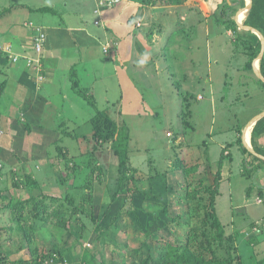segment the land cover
<instances>
[{
	"label": "rangeland",
	"instance_id": "1",
	"mask_svg": "<svg viewBox=\"0 0 264 264\" xmlns=\"http://www.w3.org/2000/svg\"><path fill=\"white\" fill-rule=\"evenodd\" d=\"M37 1L0 0V20L9 12L7 9L15 7V9L19 8L18 10L36 26H41L42 28H47V25L58 24L57 26L59 27L81 28L93 34L95 32H101L102 34L103 30L108 28L106 32L116 38L118 44L125 45L128 50L131 48V51L133 50L132 53L138 55V57L129 59L133 60L132 62L137 63V65L127 68V71L140 73L138 76L135 75L140 90L135 88L131 74L128 75L132 83H128L127 86V99L130 96L131 103L127 104L126 107L125 103L119 107L115 100H111L110 104L102 105L105 100L96 92L97 102L95 103L96 108L94 107L96 110H105L110 113L118 128H122L125 125L130 128L128 162L137 172L138 184L135 186L129 182L121 183V185L117 183L119 178L118 159L113 154L110 140H106L101 144V147L97 148V155L103 161H107L106 167L104 162L101 163L102 176L96 178L92 174L83 173L79 178L80 182L76 181L75 177L77 176L64 178L60 183L56 182V179L62 178V172L66 173L65 164L67 161L62 167L61 161L51 158L53 151L51 152L49 148L51 147L49 146L50 140L57 139L66 133H70L73 138L64 137L63 143L69 142L71 144L77 140V143L82 145L81 142L85 143L88 138L91 139V127L87 119L96 110L88 104L90 99L87 94L85 95L84 93L83 97H80L78 93L89 85H95V88L98 89L100 84L102 85V79L111 77L115 62L113 64L108 55L114 52L113 42H109L112 46L109 52H104L101 46L96 45L88 54L81 53L80 56L74 57L75 70L70 75V80L69 78L66 79L68 82L65 84L67 89H63L62 85L56 82L52 86H43L40 90H36L33 82H31L29 88L17 98L15 89L12 87L9 91V86H7L4 92H0V132L2 133V139H0V160L5 162L8 170L9 168L21 169L26 164L31 170V174L35 177L37 176L39 180H37L38 186L31 191L25 186L22 189H14L11 186L12 174H8V178L0 181V252L4 259L3 263L17 264V261L23 260L29 264H37L44 260L43 264H52V261L46 260V257H52L55 251L61 253L64 264H101L102 260L109 263L108 257L111 254V250L116 251L113 255H117L119 251L115 247L114 242L118 245L126 244L129 249H133L139 245L140 241L146 238L148 232L151 233L150 241L154 242V232L168 222V217L163 221L150 223L148 216H151L152 213L148 214V211L144 212L142 209L147 207L149 203H154V197L157 195L159 184H154V176L173 171L177 162L183 164L188 170L186 179L192 183L193 190L197 193L195 200L200 202V204L192 202L190 205L189 214L195 225L198 220L197 215L201 212V206L209 201L217 172L216 168H214L216 164L212 166V169L205 166L204 153H201L199 146L210 135V131L208 130L209 132H207L206 127L202 123L212 117L213 106L209 105L208 115L206 114L201 124H198L194 131L187 132L185 123L180 121V119L178 121H175V119L178 116L186 117V112L188 113L189 110L192 111V109L196 108V101L202 100V94L192 95L191 91L184 88L186 85L184 79L177 81L174 75H170L171 73L167 74L166 70H163V74L158 77L154 73V52L155 50L159 54L165 52L166 47V54L169 50L170 55H172L169 58H172V63L176 67V76L184 77L186 80L188 77L200 79L202 73L199 70L190 69V65L186 62L185 67L188 65L186 68L181 65L184 61L189 62L188 52L183 50L182 47L178 48V45L170 47L169 44L174 37L214 38L212 39L213 42L211 40L210 49H206L208 53L205 56V64L213 68L208 72L205 65V70L208 73L205 76L208 77L206 80L204 79L206 91L203 93H206V100H210V94L213 93L215 89L213 85L215 84H221L223 89L224 87L227 89L228 85L233 83L237 88L240 85L246 86L247 91L237 96L236 100L238 101L243 96L242 94H246L248 91L251 95L247 96V100L240 105H236V102L234 108L237 112V117L227 121L235 127L238 123L243 124V121L239 122V118L249 119L250 116L255 114L263 100L261 86L254 83L256 82L254 74L245 70V65L252 54L249 46L250 41L246 37H238L241 33H243V36L252 33L241 27L244 26L245 17L249 12L245 11L243 13L245 7H247L246 5L249 4L248 0H245L244 9H240L233 16L237 32L232 29H226V25L216 21L222 9L223 0H205L203 4L206 5V19L204 20L200 16L203 21L201 24L203 29L197 27L196 32H193V25L188 26L186 24L187 29L185 26L182 27L180 25L182 21L176 15L178 11H172L171 14L159 15L155 18L153 14H150L149 18L141 19L140 27L131 29V25H129L130 34L122 27L123 18L115 22L116 27L105 25L106 18H110L109 20L117 18L126 9L128 4L126 5L125 2L120 5L118 3L109 10H102L101 19H103V23L100 19H95V21L92 18L86 23H80L78 21L79 18L73 15L74 10L69 7L73 3L72 0H48L62 8V11L59 12L64 17L58 18L54 23L50 22V19L42 18L39 15L42 12H39V9L36 8L34 10V7L37 6ZM75 1L85 11H90L93 8L92 1ZM162 1L164 3L180 4V0ZM227 1L230 2L231 0ZM143 2L153 3L154 0H143ZM182 2L184 4L186 0ZM190 5L195 7L194 0L190 1ZM74 6L79 10L76 3H74ZM191 9L189 10L190 13L191 11H196L194 8ZM152 12L154 13V11ZM214 13L217 14L215 16L216 19ZM181 16L188 19L191 18L187 10L182 11ZM237 18L238 21L236 20ZM130 19H132L131 23L134 24L137 21L135 15L131 16ZM153 20L155 24L152 29L149 28V25ZM96 22H98L97 25ZM156 26L160 30L156 31ZM181 28L186 30L187 34H179ZM150 29H152L151 33ZM160 32H162L161 34L164 33V35L156 39V47H154V34H159ZM149 33L150 35H148ZM252 34L256 35L255 33ZM138 37L140 39L143 37V40L139 42ZM240 39L244 40L243 44H237ZM198 41L196 45L201 43L200 40ZM173 48L176 50L172 51ZM204 49H201V54ZM190 55L192 56L190 61L192 60L193 62L195 54ZM258 56L253 63L260 62ZM215 57L221 62L219 67H222V63L225 61H229L233 65V58L238 60L241 67L240 71L227 68L226 71L219 72L220 70L214 65ZM263 57L264 53H262ZM159 58L161 59V64L165 65L166 58L164 55L161 54ZM2 63H4V56L0 53L1 68L3 67ZM22 63L20 62L17 66L9 65L8 70L7 68L0 69V83L4 78L8 77V73L12 69L19 67ZM5 69L6 71H3ZM83 70L89 74L87 75ZM141 70L148 77L150 83L140 77L142 75ZM24 73L28 76L26 72ZM36 74L34 73L33 77ZM166 79L172 81V85L175 87L171 89ZM155 82H158L159 85L154 86ZM177 82H179L183 90H177ZM174 89H176V92H172ZM234 90L236 92L239 91L235 87ZM141 94L145 101L139 100ZM184 94H190L188 99L191 104L187 105V111H185L186 109L182 110L180 104L182 100L178 99L181 98L178 96H183ZM64 96H67V98H64ZM69 105L74 112L73 115L70 113V119L68 118ZM105 108H108L109 111ZM119 108L120 112L117 110ZM139 116L142 118L136 119ZM212 120L213 118L209 121V127L214 128ZM188 125L190 126L189 122ZM25 126L38 130H34L35 133L28 134ZM249 127L251 129L253 123ZM54 129L57 132H54ZM209 139L211 138L209 137ZM257 140L264 142V137H259ZM46 142L48 143L46 144ZM62 146V148L68 147ZM42 149L44 153L41 155L45 159H40V161L39 159L35 161L29 159L31 154L25 155L28 153L26 150L39 152ZM241 149L242 152L237 155L235 168L229 172L223 169L221 174L222 183L220 184L219 194L216 197V208L220 219L225 218L222 221L228 223V226L225 229L223 228L225 239L223 244L213 240L216 245L213 258L218 260L220 264H231L233 262L231 257L233 255L236 256L235 251L237 248L235 246L241 245L239 251L237 250L241 255H239V261H235L236 263L233 264H254V260L248 263L247 259L249 256H253L256 260L260 259L255 264H264V218H262L264 217V198L257 194L260 190L259 187L262 188L264 193V166L262 167L263 170L261 169L258 172V176L256 175L257 169L251 167L257 176L256 184H254L253 179L247 180L243 178L250 171L244 164V159L246 161L247 158L249 160L252 158L244 153L242 146ZM214 153L215 150L211 151V158L216 161L217 154ZM74 155L69 152L70 159ZM223 157L225 159L226 155L224 154ZM259 159L262 160L261 158ZM74 162H77L76 158ZM36 167L41 168L36 170ZM181 180L182 178L174 173L166 178V182L170 187L169 195L171 194V198L180 193ZM246 180L249 183L248 186H246ZM250 185L251 187H249ZM130 188L136 189L138 192H146L147 194H132V191H129ZM247 192L251 193L252 196L250 198L246 197ZM62 194L64 196H61ZM67 195L70 196L69 199L71 201L64 199ZM50 196L53 198H49ZM57 198H61V200L57 201ZM260 200L262 202L259 204L257 201ZM17 203H20V206L16 205ZM231 205H233L232 209ZM169 206L168 211L172 216L174 213H179L181 209L180 204L170 203ZM73 211H76L77 214H73ZM54 214L57 216H53ZM35 215H40L44 222L35 219ZM229 219L231 222H229ZM198 222L199 220L196 224ZM112 225L117 229L115 231L117 234L115 240L111 242L105 234ZM206 230L211 236L216 233L212 227H208ZM97 238H102V240L98 241ZM110 243L112 244L111 246L109 245ZM232 249L234 250L233 254ZM115 260L118 261V259ZM124 263L137 264L135 263V257L125 258Z\"/></svg>",
	"mask_w": 264,
	"mask_h": 264
},
{
	"label": "trees",
	"instance_id": "2",
	"mask_svg": "<svg viewBox=\"0 0 264 264\" xmlns=\"http://www.w3.org/2000/svg\"><path fill=\"white\" fill-rule=\"evenodd\" d=\"M172 1H177V0H172ZM244 7H245V0H231L230 2L227 0L225 1L223 0V5H221V8H222L221 11L219 12L218 16L216 13H214V17L217 16V19L215 17L216 21L221 24L226 25V29H232L234 32H237L238 30H237V27H235L236 22L233 16L237 12H239L240 9H244ZM44 10L45 9H41L39 10V12H45ZM31 24H26L25 27L33 26L35 30V34H34V30L32 31V33L35 35L34 36L35 38H33L30 43L31 51L33 52V54H35V57H25V56L17 57L16 55L12 54L10 47H7L4 50V53H5L4 55L6 57L5 58L6 64L8 63L16 64L20 61H24L27 63L26 59H31L30 64L33 63V67L38 68V70L33 68L34 70H36L37 74L35 75V77H33L32 82L33 84H35L36 90H39L40 86L48 82L47 73L43 69V64H42V59H41L43 55V50H44L43 49L44 40L41 37H44V36L42 35L43 32L39 30L40 28L36 26L34 27V25H31ZM244 26L257 30L264 38V0H251V8L245 17ZM148 35H150V33ZM238 37L239 38L246 37L250 41L249 46L251 47L252 54L249 56V61L245 65V70L252 71V63L257 58L260 52V48H261L260 40L258 39L256 35L252 33H248L247 36H243V33H241ZM39 41H42V48L40 52H37L36 44ZM243 42L244 40L240 39V41H238L237 44L239 43L243 44ZM166 49L167 48L165 47V52H162L159 55L163 54L166 59L171 60L172 58H169V56H172V55H170L169 50L167 51V54H166ZM7 50L10 51V55L12 57L14 56L13 58H10V55L7 52ZM103 51L106 52L107 50L103 48ZM157 59L158 57L154 56V61H155L154 62V73H156L155 65H156ZM35 61L36 63H34ZM135 65H137V63H134V62L127 63L126 70L130 66H135ZM171 70H172V63H171ZM141 72H142V75L140 77L144 81L149 82L148 77L143 73L142 70ZM127 73H128L127 76L131 74L132 80L134 81L133 84L135 88H138L140 90L138 81L136 80L137 78L135 77V75L138 76L140 73H135L134 71H130V70H128ZM166 73L167 74L171 73L169 65L167 66ZM260 73L264 77V57L260 60ZM170 75H173V74L171 73ZM128 79H129L128 81L132 83L130 76L128 77ZM158 82H155L154 86L159 85ZM256 82L264 90V83L259 79H257ZM4 84L5 82L0 83V92H4V89H5ZM114 87L117 89V91H119L120 87L118 84L115 83ZM176 88L177 90L179 89L183 90L179 82H177ZM83 94L84 93H78V96L83 97ZM183 96H178V97H181L178 99L182 100L180 102L182 110L184 111L186 109L185 111H187V108H186L187 105L191 104L190 100L188 99L190 98V94H187V95L184 94ZM88 98L90 99L88 104L94 109L95 103L93 104V99H91L90 97ZM121 98L122 96H119L116 98L111 96V98L105 101L102 105L110 104L111 100H115L118 105ZM140 99L141 101H145L142 94L139 100ZM130 103H131V100L129 96L127 99V104H130ZM204 103L206 104V102ZM105 109L109 111L108 108H105ZM117 110L119 111V109ZM191 112H193V110L192 111L189 110L188 113L186 112L187 115L184 114L186 117L178 116L177 119H175V121H178L180 119V121L185 123L187 132L194 131L195 128L198 126V124L200 125L201 121L205 119V118L194 119L192 118L193 113ZM70 113L71 115L74 114L71 106L69 105V110H68L69 119H70ZM92 114L93 115L87 119V122L90 124L92 134L90 133L91 139L88 138V140L85 141L86 144L84 142H81L82 145H80L79 143H77V140L75 143H71V144L69 142L63 143L64 137L73 138L70 133L63 134L59 138L54 139V140L52 139L49 141V146H51L49 147L50 151L51 152L53 151V156L51 158L56 159L57 161H61L62 167H63V164H65V162L67 161L65 164V169L67 170L65 171L66 173L64 174L62 172V175H63L62 178L56 179V182L60 183L62 179L72 177V176L73 177L77 176L75 177L76 181H79V178L83 173L87 175L92 174L96 178L97 177L99 178L100 176H102V171L100 169V166H102L101 163L104 162L105 167H106L107 161L106 160L103 161L97 155V148L101 147L102 146L101 144L105 142L106 140H110L111 149L113 151V154L118 159L119 178L117 179V183L121 185V183L129 182L136 186L138 184V180L136 177L137 172L128 162V159H129L128 143H129V138H130V128L127 127V125H125L122 128H118L117 123L112 119V115L105 110L103 111L96 110ZM214 116L215 115L212 114V117L209 118L208 121L204 120V122L202 123L204 124V127H207V130H206L207 132L210 131V133L212 132L213 135L219 134L218 132H225L226 135L229 136L231 135V131H233V132H238L242 135V130L244 126L242 123H240L239 125L235 127L234 125H231L227 121L220 120ZM141 118L142 117L139 116L136 119H141ZM212 118H213L212 126H214V128L209 127V121ZM188 122L190 123V126L188 125ZM25 129L28 130L27 131L28 134L35 133L34 130H38L36 128H31L30 126H25ZM53 131L57 132L55 129ZM0 134L2 136L1 132ZM241 135L239 139L236 140V143H238L239 145H242ZM262 136L264 137V117L256 122L251 132V144H252V147L254 148V151L257 154L264 156V146L260 145L261 146L260 147L257 145V141H258L257 138L262 137ZM44 142H45V139H44ZM47 143L48 142H46V144ZM62 145L68 146L70 149L68 147L62 148L63 147ZM199 146L202 150V153H204L205 166L208 167L209 169H212V166L216 164L214 168H216V171H217L216 177L214 180V187L211 190L209 201L206 202L203 206H201V212L199 215H197V219L199 220V222L196 224V222L198 221L197 220L194 225L192 217L189 214L190 205L192 202L200 204L199 201L197 202L195 200L197 193L195 190H193L194 188L192 187V183H190L189 180L186 179L188 176V170L184 167L183 164H181L180 162H177V164L174 165L175 168L173 169V171H170L165 174H158L154 176V184H159L157 195L154 197V203H149L147 207L142 209V211L144 212L148 211V214L152 213L151 216H148V219L150 218V223L157 222V221H163L168 217V222L164 223L162 228H159L154 232L155 233L154 242L150 241L151 239L150 232H148L146 234V238L140 241L139 245L133 249H129L126 244L118 245L116 242H114L115 247L119 249L117 255H113L116 253V251L111 250V254L108 257V261L110 260L109 263H106L104 260H102L101 264H125L124 260L125 258H128V257H135V263L137 264H220L218 260L213 258V255L216 251V245L213 243V240L219 241L220 244H223L225 242V239L223 236L224 235L223 228L224 229L227 228L228 223H225L224 221H222L225 218L221 220L219 217V214L216 208V197L219 194L220 184L222 183L221 174L224 169L223 166L225 164V161L230 159V155L225 154L226 158L224 159L223 157L224 150H223L219 154H217L216 161H213L211 158V153H209V149L207 148L208 140L202 141L199 144ZM243 149H244V153H246L250 158H252L251 161L256 162L257 170L260 171L262 167L264 166V161L248 153L244 147ZM69 152H72L73 155L75 154L74 157L77 159L76 163L74 162L75 160L74 157L71 159L69 158ZM42 153H44L43 149L29 156V158L34 161L39 159L40 161V159H45V157L41 155ZM39 155H41V157H39ZM58 158H61V159H58ZM246 160H249V159L247 158ZM245 162L246 161L244 159V163ZM24 165L25 167L24 168L21 167V169H16V168L12 169L8 167L9 168L8 170L7 167L5 166V162L0 160V181L8 178L9 176L8 174H12L11 175V181H12L11 186L14 189L15 188L22 189L25 186L30 191L34 190V188L38 186L37 180L39 179L37 176L35 177L33 174H31L32 172L27 167L26 164ZM40 168L41 167L39 168L36 167V170H39ZM90 169H91V172H90ZM62 171H63V168H62ZM172 173H174L175 175L178 174L182 178L181 180L182 183L180 186L181 188L180 193H178L177 195H174V197L171 198L170 197L171 194L169 195L170 187L166 182V178ZM246 176L250 177L249 179H251L252 177L254 184H256L255 180L257 179V176L255 175L254 171H248L246 173ZM23 179H24V182H23ZM259 188L260 190L258 191L257 194L258 196H261L264 198L263 190L261 187ZM129 191H132L131 192L132 194H137V193H140L142 195L147 194L146 192H138L136 189L133 190V188H130ZM44 196H49V195H44ZM61 196H64V194H62ZM251 196H252L251 193L247 192L246 197L250 198ZM69 197L70 196L67 195L65 196L64 199L71 201ZM49 198H53V197L50 196ZM56 200L60 201L61 198H57ZM170 203H174L175 205H179V204L181 205V209L179 210V213L178 212L174 213L173 216L170 214V212L168 211V208L170 207L169 206ZM16 205L20 206V203H17ZM73 214L76 215L77 214L76 211H73ZM53 216H57V215L54 214ZM35 219L41 222H44V219H42L40 215H35ZM229 222H231L230 219H229ZM208 227H212L213 229H215L216 233L213 236H211V234L207 232L206 229ZM116 230L117 229L114 227V225H112L109 231H107V233L105 234V236H107L111 242L115 240V237L117 234L115 232ZM97 239L98 241L102 240V238H97ZM235 239L237 240V238ZM109 245L111 246L112 244L110 243ZM240 246H235L238 251H239ZM233 249H232V254L234 252ZM237 250L235 251L236 256L233 255V257H231V261H233L231 264L239 261L240 254L239 252H237ZM1 254L2 253L0 252V264H4L3 263L4 259ZM115 259H118V261ZM46 260L48 261L51 260L52 264H64V259L59 251H55L52 257H46ZM247 260H248V263L254 260V264L260 261V259L256 260L255 258H253V256L251 257L249 256ZM43 262L44 260H41L37 264H43ZM17 264H29V263L23 260H19L17 261Z\"/></svg>",
	"mask_w": 264,
	"mask_h": 264
},
{
	"label": "crops",
	"instance_id": "3",
	"mask_svg": "<svg viewBox=\"0 0 264 264\" xmlns=\"http://www.w3.org/2000/svg\"><path fill=\"white\" fill-rule=\"evenodd\" d=\"M72 1L73 3H71L69 7L72 8V10H74L73 15L79 18L78 21H80V23L82 22L86 23L91 18L93 20L100 19L102 20V23H103V19H101V17H102V10H105V8H102L98 4V0H89L93 2V8L90 11L83 10V7L79 5L77 1L75 0H72ZM182 1L183 0H180V4H171L169 2L164 3L162 0H154L153 3L152 2L145 3L143 2V0H121L120 4L124 2L126 3V5L128 4L126 9L117 18H114L111 20H109L110 18H106L107 21L105 22V25H110V27H116L115 22L118 21L120 18H123L124 23L122 24V27L123 29L128 31V34H130L131 29L136 28V26L140 27L141 19L144 20L146 17L149 18L150 14H153L155 18L159 15L171 14L172 11H178L176 15H178L179 20L182 21L180 23L182 27L185 26V28L187 29L186 24H188V26L193 25L194 26L193 32H196L195 30L197 29V27H200L203 29V27L201 26L203 21L201 20L200 16H202L204 20L206 19V12H205L206 5L203 4L205 0H194L195 7L190 5L191 0H188V1L186 0L184 4ZM74 3L77 4L79 10L81 11H79L74 6ZM36 5L37 6L34 7V10L36 8L39 10L45 9L44 10L45 12H42L39 15H41L42 18L44 19L46 18L50 19V22L55 23V21L58 18L64 17L63 14L59 12V11H62V8H60V6L52 4L48 0H38ZM191 8L196 9V11L195 12L191 11L190 13L189 10H192ZM10 9H13V10H10ZM10 9H7L9 12L6 13L0 20V53L4 56V63H2L3 67L2 68L0 67V69L7 68L8 70L9 65L17 66L20 62H23L22 65H20L19 67H15L14 69H12L8 73V77L4 78V80L2 81V82H5L4 84L5 88L9 86V91L13 87V89H15L16 97L19 98L22 95V92L29 88L33 80V74L36 73V70L33 69L34 68L33 63L30 64L31 59H26L27 63L24 61H20L16 64H10V63L6 64V59H5L6 57L4 55L5 54L4 50L7 47H10L12 54L16 55L17 57H22V56L23 57L24 56L25 57H35V54H33V52L31 51V46H30L31 40L35 38L34 37L35 30L33 26L25 27V25L31 24V23H32L31 25H34V27L36 25L29 18H26V16L23 15L18 10L19 8L15 9V7H13ZM184 10H187V13L190 14L191 16L190 19H188L187 17L181 16L182 11ZM152 11H154V13ZM133 15H135V18L137 19L135 24L131 23L132 19H130L131 16ZM243 18H244V15H243ZM154 24L155 22L153 20L152 23L149 25V28L153 29ZM57 25L58 24H51L50 26L47 25V28L36 26L40 28L39 30L43 32L42 35L44 36V37H41L44 40V47H43L44 50H43V55L41 59H42L43 69L47 73V77H48L47 79L48 82L40 86V89L43 86H49V85L52 86L56 82L61 84L63 89H67L65 84H67L68 82L66 79L69 78L70 80V75L75 70L74 57L80 56L81 53L85 55L88 54L94 49L96 45L101 46L102 48L107 50L106 52H109L110 48L112 47L110 43L113 42L114 52L108 55V57L113 62V64L115 62L113 69H112L113 73L111 77L102 79L101 80L102 85L100 84V87L98 89L95 88V85H89V86L84 87L81 91H79V93L87 94L88 97L93 99V104L97 102L96 92L99 93V96H101L105 101L109 100L111 96L115 98L122 96L118 106L121 107L125 103V107H126L127 105V86H128V83L131 84L128 81L129 79L127 76L126 65L127 63H132L133 60H129L130 58L138 57V55L133 54L132 53L133 50L131 51V48H129L128 50L127 47H125V45L118 44L116 38H114L111 34L106 32L108 31L107 30L108 28H105L106 30H103L102 34L101 32H95L93 34L89 32L88 30H82L81 28L79 29L63 28ZM129 25H131V29L128 28ZM157 26L159 27V25ZM157 26L155 27L156 31L160 28V27L158 28ZM33 30H34V34L32 33ZM199 31H202V30H199ZM151 32L152 30L150 29V33ZM161 33L162 32H160L159 34H154V39H153L154 47H156L155 46L156 39H158V37H160L161 35H164V33L163 34ZM181 33L187 34L186 30H183L182 28L179 31V34ZM212 39L214 38L212 37H202V38L200 37H174L172 42L171 43L169 42L170 47L172 46L174 47L178 45V48L182 47L183 50L188 52L189 62L184 61V63H182L181 65L183 68H186L188 65H190L191 67L190 69L199 70V72L202 73V76L200 77V79H196L194 77H191V78L188 77L186 80L184 77L180 78L176 76L175 74L176 67L173 65L172 59L171 60L166 59L165 65L161 64V59L159 58L160 55L157 50H155L154 52V56L158 57V59L156 60L155 70H156V74L159 77L161 74H163L162 71L166 70L167 66L169 65L170 71L174 75L175 80L180 81V79L182 80L184 79V81L186 82V85L184 86V88L191 91L192 95L197 94V93L202 94L201 96L202 100L200 101L197 100L196 108L192 109L193 110L192 118L194 119L205 118L206 114L208 115L209 105H212L213 106L212 114L215 115L214 117L220 120L231 121L232 118H234V116L237 117V112L234 106L240 105L243 101L247 100V96L251 94L248 91L246 94H242L243 96L239 98L237 101L236 97L240 96L241 93L247 91L246 86L240 85L237 88L235 84L233 83L231 85H228L227 89H225V87L223 89L221 84H215L213 85V88L215 89L213 93L210 94L211 96L210 100L209 99L206 100L205 95H204L205 93H203L205 91L204 79L206 80V78L208 77V76H205V74H208L205 70V65H206L208 72L211 71L213 67H209L207 64H205V56L208 53V50L206 49H210L212 45V42H213ZM138 40L140 42V40H143V37L142 39L138 37ZM198 40H200L201 43L196 45V42H199ZM201 49H204L202 54H201ZM174 50L176 49L173 48L172 51ZM260 52H261V48H260ZM190 54H195L193 62L192 60L190 61V58L192 57ZM236 57H238V55H236ZM185 62L188 63L186 67H185L186 65ZM171 63H172V70H171ZM219 63L221 62L215 57L214 65L220 70L219 72L226 71L227 68L236 69L237 71H240V68H241L239 65V61L235 60L234 58L232 60L233 65H231L229 61H225L224 63H222V67H219ZM24 68H27L25 69L26 71L24 70ZM3 71H6V69ZM24 72H26L28 76L25 75ZM83 72L87 73L85 72V70H83ZM251 72L255 76V81L259 79L256 73L257 72L260 73V62L252 63ZM88 74L89 73H87V75ZM109 80L111 81L110 83H109ZM166 82L168 83V85H170L171 89L175 87L174 85H172V81L167 80ZM115 83L119 85L120 87L119 91H117V89L114 87ZM254 83L257 84V82H254ZM234 87L238 89L239 91L236 92L234 90ZM174 91L176 92V89H174L172 92ZM262 94H263V100L261 104L259 105L256 113L250 116V118L247 120H245V118L244 119L239 118V122L243 121V125H244L242 135L238 132L231 131V135L229 136H227L225 132H218L219 134L217 135L214 134L215 135L214 136L213 133L211 132L209 135L211 139H209V137L207 139L208 140L207 148L209 149L210 153L211 151L215 150L214 154H219L221 151L224 150V154L230 155V159L225 161V164L223 166L224 171L226 172H229L230 170L235 168L237 164V155L242 152V149H241L242 145L248 153L252 154L251 152H255L251 144L252 128L248 130V127H249V123L254 118H256L258 115L264 112V90L263 89H262ZM64 98H67V96H64ZM218 98L220 99L218 100ZM204 102H206V104ZM119 112H120V108H119ZM239 124L240 123H238V125ZM240 135L242 137V145H239L238 143H236V140L239 139ZM257 145L264 146V142L257 141ZM26 151L28 153H26L25 155L27 154L33 155L36 153L34 152L35 150H26ZM201 153H202V150H201ZM244 164L249 168L250 171H253V169H257L256 162L254 163L251 160H246ZM258 172L259 171L257 170V173H256L257 176H258ZM243 178L250 180L249 179L250 177H247V176H244ZM248 185L249 183L247 181L246 186ZM251 185L249 187H251ZM232 207L233 205H231V209Z\"/></svg>",
	"mask_w": 264,
	"mask_h": 264
},
{
	"label": "water",
	"instance_id": "4",
	"mask_svg": "<svg viewBox=\"0 0 264 264\" xmlns=\"http://www.w3.org/2000/svg\"><path fill=\"white\" fill-rule=\"evenodd\" d=\"M248 2H249V4L247 5V7H245V10H244V12L243 13H245V11H249L250 10V8H251V0H248ZM237 21H238V18L236 19ZM237 24H238V22H237ZM238 25H240V24H238ZM241 26V25H240ZM243 29H246L247 31H250V32H252V33H255L258 37H259V39H260V42H261V52H260V54H259V56H258V58L259 59H261L262 58V53L264 52V39L262 38L263 36L257 31V30H255V29H252V28H249V27H246V26H241ZM258 76V78L264 83V77L261 75V73H259V72H257L256 73ZM264 117V112L263 113H261L260 115H258L256 118H254L250 123H249V126H250V124H252L253 123V126L256 124V122L257 121H259L260 119H262ZM250 129V127L248 128V130ZM254 156H256V157H259V158H261L262 160H264V157H262V156H259L258 154H256L255 152H251Z\"/></svg>",
	"mask_w": 264,
	"mask_h": 264
},
{
	"label": "built area",
	"instance_id": "5",
	"mask_svg": "<svg viewBox=\"0 0 264 264\" xmlns=\"http://www.w3.org/2000/svg\"><path fill=\"white\" fill-rule=\"evenodd\" d=\"M121 0H98V4L102 7V8H105V9H111L113 8L116 4H118ZM37 52H40L41 51V48H42V41H39L37 44ZM7 52L9 53L10 55V51L7 50ZM14 57V56H13ZM11 55H10V58H13ZM36 63V61L34 62ZM36 70H38V68H34ZM0 138H1V134H0Z\"/></svg>",
	"mask_w": 264,
	"mask_h": 264
},
{
	"label": "clouds",
	"instance_id": "6",
	"mask_svg": "<svg viewBox=\"0 0 264 264\" xmlns=\"http://www.w3.org/2000/svg\"><path fill=\"white\" fill-rule=\"evenodd\" d=\"M119 4H120V2H119ZM247 6V5H246ZM115 7V6H114ZM113 7V8H114ZM107 10H109V9H107ZM96 24H98V23H96ZM136 27H138V26H136ZM253 128V127H252ZM2 137V136H1ZM1 139V138H0ZM256 153V152H255ZM257 154V153H256ZM253 155V154H252ZM262 157H264V156H262ZM264 161V160H263ZM259 204L261 203V201H257Z\"/></svg>",
	"mask_w": 264,
	"mask_h": 264
}]
</instances>
